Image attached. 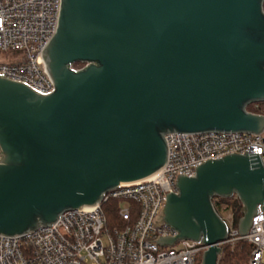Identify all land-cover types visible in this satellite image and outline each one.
<instances>
[{"label":"water","instance_id":"obj_1","mask_svg":"<svg viewBox=\"0 0 264 264\" xmlns=\"http://www.w3.org/2000/svg\"><path fill=\"white\" fill-rule=\"evenodd\" d=\"M52 92L0 74V235L55 223L167 162L171 132L262 133L264 0H62L43 49ZM76 62H83L75 68ZM164 221L218 264L228 225L215 197L238 195L246 235L261 204L259 153L207 159L179 174Z\"/></svg>","mask_w":264,"mask_h":264},{"label":"built area","instance_id":"obj_2","mask_svg":"<svg viewBox=\"0 0 264 264\" xmlns=\"http://www.w3.org/2000/svg\"><path fill=\"white\" fill-rule=\"evenodd\" d=\"M62 0H0V74L22 81L43 93L54 83L43 58V49L57 32ZM168 155L165 166L155 175L105 193L93 206L68 210L47 226L21 235H0V264H201L207 249L202 241L180 239L163 246L161 236L177 232L164 221L167 194L178 192L179 174L195 176L205 160L227 154L259 153L264 166L262 133L209 131L171 132L165 136ZM243 206L239 196H232ZM228 238L220 243L252 245L249 264H264V213L253 217L246 235L235 224L233 211L217 206L225 214ZM216 199V200H215ZM119 201L120 224L107 226L103 204Z\"/></svg>","mask_w":264,"mask_h":264},{"label":"trees","instance_id":"obj_3","mask_svg":"<svg viewBox=\"0 0 264 264\" xmlns=\"http://www.w3.org/2000/svg\"><path fill=\"white\" fill-rule=\"evenodd\" d=\"M85 65L83 62H76L74 67L81 68ZM247 109L250 112L257 114H264V101L255 102L248 105ZM216 200V199H215ZM216 206L218 204H225L224 207L226 211H233L235 215V224L239 225V221L244 215L243 206L238 203L233 197L219 198V202L215 201ZM119 201L112 200L103 204V210L107 219V226L110 227L120 224V218L118 216ZM219 212L222 211L217 206ZM252 252V245L246 241H238L234 245L226 244L222 247V252L219 256L218 264H249V258Z\"/></svg>","mask_w":264,"mask_h":264},{"label":"rangeland","instance_id":"obj_4","mask_svg":"<svg viewBox=\"0 0 264 264\" xmlns=\"http://www.w3.org/2000/svg\"><path fill=\"white\" fill-rule=\"evenodd\" d=\"M5 57H6V55L5 54H3V53H0V60H2L3 58L5 59ZM6 59H7V57H6ZM75 68H78V67H75ZM222 214L224 215L225 214V212L223 213L222 212ZM110 227H114V226H110ZM226 245V244H225Z\"/></svg>","mask_w":264,"mask_h":264}]
</instances>
